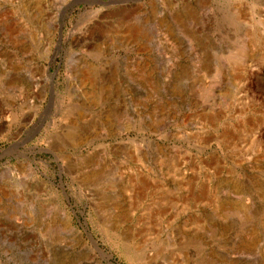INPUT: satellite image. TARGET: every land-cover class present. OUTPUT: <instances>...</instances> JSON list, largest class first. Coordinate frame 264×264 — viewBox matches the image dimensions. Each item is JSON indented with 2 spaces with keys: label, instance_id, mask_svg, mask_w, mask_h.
<instances>
[{
  "label": "rangeland",
  "instance_id": "obj_1",
  "mask_svg": "<svg viewBox=\"0 0 264 264\" xmlns=\"http://www.w3.org/2000/svg\"><path fill=\"white\" fill-rule=\"evenodd\" d=\"M0 264H264V0H0Z\"/></svg>",
  "mask_w": 264,
  "mask_h": 264
},
{
  "label": "water",
  "instance_id": "obj_2",
  "mask_svg": "<svg viewBox=\"0 0 264 264\" xmlns=\"http://www.w3.org/2000/svg\"><path fill=\"white\" fill-rule=\"evenodd\" d=\"M59 37L61 38V30L59 31ZM59 43H60V39H59ZM56 50H57V52H60V44H58L56 46ZM11 149H12V147H11Z\"/></svg>",
  "mask_w": 264,
  "mask_h": 264
}]
</instances>
